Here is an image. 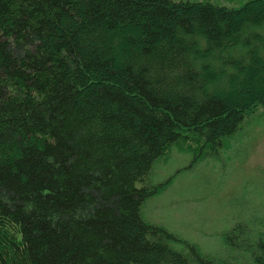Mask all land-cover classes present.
<instances>
[{"label":"trees","instance_id":"trees-1","mask_svg":"<svg viewBox=\"0 0 264 264\" xmlns=\"http://www.w3.org/2000/svg\"><path fill=\"white\" fill-rule=\"evenodd\" d=\"M233 4L0 0V264H264L262 223L218 261L142 217L172 146L264 111V0Z\"/></svg>","mask_w":264,"mask_h":264},{"label":"rangeland","instance_id":"rangeland-1","mask_svg":"<svg viewBox=\"0 0 264 264\" xmlns=\"http://www.w3.org/2000/svg\"><path fill=\"white\" fill-rule=\"evenodd\" d=\"M209 1L239 6L238 0ZM194 149L182 153L172 146L155 163L147 184L172 182L146 201L142 217L197 246L205 256L224 260L232 254L224 241L226 233L239 224L251 223L257 229L264 224V111L248 117L217 151L202 148L204 158L197 163L198 148Z\"/></svg>","mask_w":264,"mask_h":264}]
</instances>
